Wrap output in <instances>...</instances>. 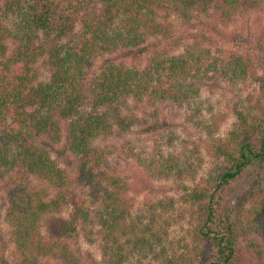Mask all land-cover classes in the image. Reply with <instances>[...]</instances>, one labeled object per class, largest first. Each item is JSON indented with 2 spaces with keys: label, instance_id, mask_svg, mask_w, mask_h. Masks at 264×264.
<instances>
[{
  "label": "trees",
  "instance_id": "trees-1",
  "mask_svg": "<svg viewBox=\"0 0 264 264\" xmlns=\"http://www.w3.org/2000/svg\"><path fill=\"white\" fill-rule=\"evenodd\" d=\"M260 12L264 0H0V229L10 231L16 264H238L244 250L263 255L264 183L237 213L226 191L250 166L264 177V111L237 110L223 139L200 103L208 80H262L264 92V44L242 39L205 64V35L182 54L164 45L184 26L235 42L224 30ZM180 117L216 144L206 175L181 197L193 209L192 244L178 255L170 230L181 203L164 195L136 204L131 191L135 180L153 191L191 177L171 152ZM59 145L64 163L53 155ZM1 248L0 264H10Z\"/></svg>",
  "mask_w": 264,
  "mask_h": 264
},
{
  "label": "rangeland",
  "instance_id": "rangeland-1",
  "mask_svg": "<svg viewBox=\"0 0 264 264\" xmlns=\"http://www.w3.org/2000/svg\"><path fill=\"white\" fill-rule=\"evenodd\" d=\"M209 31L206 29L196 30L191 27H178L176 29L175 41L165 42L168 44L169 52L171 54H182L186 51L188 45H196L194 42L196 38L206 36L208 39L202 38L200 42L203 44L200 47L204 50L200 53L203 57L202 63H207L206 60L215 59L232 52L235 50L242 39L252 41L253 44H264V13L247 14L236 25H231L224 31L228 32L232 37L236 38L235 42L224 43L222 40L211 39L208 35ZM218 41V43H217ZM146 61L145 58H137L131 62L134 64L142 63ZM206 68V67H205ZM206 82V81H205ZM263 81H242L241 84L234 86L226 84L224 81L219 80L214 82L208 80L203 86V100L200 103V107L203 108L205 120L209 123L208 129L213 123H217L218 133L222 135V138H227L229 133L236 127L237 124V110H244L251 114L262 113L264 111L263 99L264 92L262 91ZM214 108V110L212 109ZM195 113V111H192ZM212 114V115H210ZM176 124L177 140L174 143V148H171V152L181 157V161L188 162L187 169L191 170V177L185 179L183 185L178 183L168 182L162 180L159 184L157 182V189L153 191L144 190V185L140 181L135 180L131 191V197L136 199V204H143L147 200L157 201L164 195L175 196L181 204L178 205V214L183 215L181 223L172 227L170 232L172 235L174 251L176 254H184L188 252L187 247H191L192 236L190 234L192 230L191 221L193 215V209L187 208V205H182L183 201L181 197L187 190L194 184L199 183L200 179L207 173V169L210 168L211 160H213L212 145L216 144V139L209 137L207 129L203 127L198 128L195 122L186 117H180V119L174 120ZM220 127V128H219ZM216 136V135H215ZM67 148L63 145L57 146L53 150V155L60 162L66 160ZM184 155L186 156L184 158ZM203 162V165H200ZM193 168V169H192ZM198 168V171H195ZM186 169V170H187ZM193 172L196 176H193ZM196 172V173H195ZM190 172H188V175ZM264 183V177L261 173V169L258 166H250L245 173L233 184L229 186L226 191V206L229 210L237 213L240 209V204L243 202L248 191ZM195 220V219H194ZM47 226H50L48 223ZM1 243L6 249L7 258L10 264H16L18 257H16L14 246L11 241L10 231L7 227L1 226L0 229V250ZM92 248V255H96L94 247ZM170 253H173L170 250ZM197 253V252H196ZM162 260H154L153 258L143 259L140 264H163ZM41 264H54L49 260H40ZM238 264H264V253L261 256L251 255L247 250L241 254Z\"/></svg>",
  "mask_w": 264,
  "mask_h": 264
}]
</instances>
